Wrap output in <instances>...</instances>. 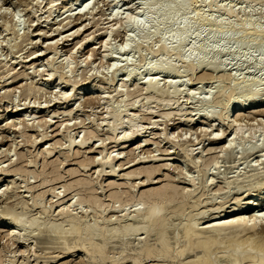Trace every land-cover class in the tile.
<instances>
[{
	"label": "rangeland",
	"instance_id": "obj_1",
	"mask_svg": "<svg viewBox=\"0 0 264 264\" xmlns=\"http://www.w3.org/2000/svg\"><path fill=\"white\" fill-rule=\"evenodd\" d=\"M51 2L49 0L0 1V5L3 6V8L0 6V170H4L0 171V188H5L12 180L9 184L12 187H9L10 190L8 188V192H6L8 194L4 195L5 197H1L0 203L3 205L8 200L7 205L15 206L18 212L29 209L30 216H39L41 214L39 212L47 208L45 209L48 210L47 218H54L55 215L60 214L56 211L58 209L61 211L60 207L64 205V210L73 207L69 208L71 212L73 211L79 218L82 216V220H85V216H87L86 220L91 222L96 217H100L98 219L100 220L104 216L105 220L106 218L110 220V217L114 216L115 218L111 217L110 220L112 223L116 216L117 218L121 216L120 214H135L132 209L136 206L133 205L140 200L139 196L143 190L157 188L172 179L179 189H191L192 197L188 204L172 212L168 221L169 225L173 227L180 221L186 222L188 218L197 214V211L208 209L209 212L201 222L207 223L212 220L221 210L216 208L218 205L214 206L212 199L215 195L218 196L226 190L222 189L225 187L222 177L226 176L228 179L242 177L251 173V170L258 172L262 170L260 167L264 166L260 165L257 170L250 166L246 167L249 164H257L264 151V140L260 135L262 130L258 127L264 125V106L229 118L230 121L235 120L237 124H240L241 133L246 137L243 145H238L235 141L233 153L230 156L224 152V148L233 137L235 138L234 129L229 128L227 122L218 126L217 120H214L216 115L225 112L232 104L248 98L251 94H253L251 97L258 102L262 98L257 94L255 82L264 80V67L261 64L264 62L263 54H261L262 58L254 49L245 50L241 46L233 44L228 37L235 35V30L241 23L247 24L248 27L257 26L264 29V17L261 16L260 8L264 0H256L251 6L242 5V0H186L184 19L181 18L183 16L179 17L178 25L177 20H174L173 24L172 20H169L171 24L169 21L160 22L161 33L158 30L160 34L157 32L149 40L141 36L140 32L148 25L146 28L152 29L151 25L159 22V14L168 5L159 11L146 9L148 17L142 16V18L141 14L145 12L146 8L142 0H92L90 8L83 12L76 8L77 0H71L68 5L61 3V0L52 2L54 5L50 4ZM241 5L242 8H240ZM245 6L247 7L245 8ZM226 9L234 10L233 15L228 19L223 14ZM68 15L71 17L68 18ZM131 17L136 18L137 21L134 22L132 18V22ZM68 21H70L69 24H67ZM185 21L189 23L190 30L187 34L188 38L186 37L181 48L182 54L189 52V55H193L192 47L197 42V45L209 42L213 47L209 54L210 61L213 59V63L211 62L207 66H198V59L195 58V55L192 56L195 65L183 62L177 48L175 49L174 41L178 33L176 31L181 27L180 23L183 25ZM78 26L79 33L76 32L73 36L66 33L74 31L75 28L78 29ZM221 26H225L224 28L227 30L224 32L223 39H218L220 40L218 42V40H214V35ZM40 28H43V35L42 33L38 35L39 31L37 33ZM138 29L139 32H136ZM129 31L134 35L133 46L125 51L126 54L116 53L123 46ZM192 33L194 35H191ZM198 34L201 36L198 37ZM243 34L244 40L247 42L264 41V37L257 36L253 31ZM163 36L167 40L163 39ZM194 36L195 38H193ZM168 37L170 38L168 39ZM173 37L174 40L171 39ZM225 39L226 43L223 42ZM49 40L50 43L52 40L54 44L58 42L55 44V48H52V46L54 47L52 43V46H48ZM164 40L166 45L171 44V48L166 52H161ZM213 40L217 42L213 43ZM106 42H109L108 48L112 50L109 52L114 53L110 55L117 56V61L120 63L127 56L131 55L130 58L132 57L124 68L116 71L114 76L111 75L110 64L112 61L110 57L101 56L104 54ZM133 43L139 44V49ZM40 48L44 52L40 51ZM35 50L43 54L38 55L34 52ZM88 55L91 56L85 60ZM52 58H55L53 66L45 67L44 64ZM159 64H166L165 67L169 68L167 75L173 80L176 87H173V84L171 86L163 79L162 75L168 69L159 67L158 70L152 71V75L149 74L157 80L159 90L157 92L144 90L147 68ZM220 64H222L223 70H220ZM63 70L67 71L69 81L59 84V77ZM50 71L55 75L48 83L46 80L50 77ZM129 72H133L135 77L127 82L126 87H121L123 76ZM84 81L90 82L89 86L93 87H91L93 92L95 88H100L104 97L99 98L97 93H86L78 101L72 99L67 102L64 94L73 98L76 90ZM232 86H236V89L234 92L228 93ZM29 87H33L34 90ZM173 88L178 90L171 94ZM193 90H196L197 94L194 99H191L189 95ZM207 90H210L211 95L207 101H201V98L207 94ZM219 91H223L225 94L219 96ZM169 94L170 102L166 106L154 99L161 97L158 95ZM133 102L136 104L132 106ZM177 107H180L181 112L175 114ZM124 109H127L126 112L134 118L133 123H136L137 126L132 128L133 130L123 127L116 132L109 131L106 125L112 121L109 111H123ZM205 112H208L210 117L199 120V115ZM166 114H170V116L166 117ZM23 118H26V121L22 120ZM47 120L49 121L47 122ZM188 120H191L189 124H187ZM137 129L146 131L142 134V136L145 135L144 138L141 141L138 139L129 140L123 150L119 149L114 137ZM251 133L254 136L253 141L261 144L259 147H262L263 150L256 152L248 159H240L238 152L241 151V148L248 149L252 146L248 139ZM215 134H219L216 140L208 139ZM42 135L47 136L42 139ZM84 135L89 137V140L81 148L77 146L74 148L72 146L70 150L66 148L69 138L78 141ZM172 135L176 137L177 145H173V142L170 143L166 138ZM34 139L37 141L33 142ZM139 144L141 145L139 146ZM203 144L207 150L209 149L208 155L198 160L196 164L189 162L182 148L199 149ZM197 149L194 153L197 152ZM47 150L52 151L49 156L46 155ZM20 154L22 157L19 156ZM108 155H112L109 159L112 167L118 169L116 180L108 178L107 174L111 169L109 165L102 166L104 170L102 173L98 171L100 161ZM11 156L15 160L19 158L16 161L17 165L24 169L21 175H14L13 172L6 174V170L11 166L9 165ZM161 158L174 159L158 162L157 160ZM232 159L233 162L226 163ZM86 162L90 163L88 167H86ZM82 163L86 169L81 166ZM164 163L169 165L162 166ZM228 165L234 167L227 168ZM142 167L155 168L147 178L146 174L140 172ZM133 172L137 175L134 173V177L127 180L126 174ZM202 172H205L206 175L204 176ZM190 177L195 180V184L189 182ZM83 178L89 179L95 196L104 205V207L102 205L103 212L102 209L99 210L103 213L100 212L101 216L99 213L91 211L90 202L82 203L81 207L75 205L74 193H77L78 187L75 186L69 191H64L65 184ZM207 178L212 180V184L208 185L209 188L207 186L202 190L201 183ZM110 182L120 183L121 186H109ZM261 184H264V180ZM261 184H258V187ZM258 187L253 190H257ZM112 191L126 192L122 193L121 203H115L109 197ZM201 192H203L202 196ZM233 194L225 198L230 200L239 193ZM238 197L243 196L238 195ZM35 199L41 200L43 206L39 204V206L29 207ZM214 199L216 200V197ZM193 202L200 203L197 207L192 208ZM1 204L0 206H2ZM68 204L69 206H67ZM119 204L128 205L124 207V211L120 212L121 208L118 209V207L116 210ZM227 205H230L227 211L234 207L230 202ZM258 209L256 208V212ZM54 212H56L55 215ZM57 216L58 219L63 217ZM131 216L129 217L132 218ZM129 217L128 219H130ZM8 228V226L0 227V264H8L12 259L20 262L32 252L31 247H26V244L16 245L13 239L8 236ZM18 246L20 247L18 248ZM22 247L23 249H20ZM25 248L26 250H24ZM23 250L24 252H22ZM22 253H24L23 256ZM82 256V253H76L74 256L62 257L57 264H81ZM165 260L159 262L170 264L172 261ZM142 263L153 264L155 261L143 260ZM104 264H110L109 259L105 260ZM125 264H129V262Z\"/></svg>",
	"mask_w": 264,
	"mask_h": 264
},
{
	"label": "bare ground",
	"instance_id": "obj_2",
	"mask_svg": "<svg viewBox=\"0 0 264 264\" xmlns=\"http://www.w3.org/2000/svg\"><path fill=\"white\" fill-rule=\"evenodd\" d=\"M50 1H52L53 3L55 2V0H49V2ZM70 1L71 0H61V3H64V5H68L70 3ZM123 1H129V0H123ZM131 1H133V0H131ZM142 1L144 2V3L143 2L142 3L145 4V6H146L145 12L143 14H141V17L143 16L144 18L148 17L147 10L148 11L149 10L159 11V9H163L166 5H168V7L164 8L165 10H163L159 14V17H158L159 22L155 23V25H151L152 29H149V28L147 29L146 27H148L149 26L148 25L145 27V29L143 31L140 32V33H142L141 36H144V38H147L148 40L150 38H152L153 36H155V34H157L158 30H160L159 29V23L160 22L163 23L164 21L172 20L171 22L173 24V21L177 20V25H178L179 17L183 16V17H181L182 19H184V17H185L184 14H185V10H186V0H142ZM254 1H256V0H242V5L245 4V5L251 6ZM52 2L50 4H53ZM77 2L78 3H77L76 8L79 10H82V12H83V10L85 11V10H88V8H90V4L92 3V0H77ZM261 4H262V6H260V8L262 10L261 16L264 17V2ZM242 5L240 8H242ZM1 7L3 8V6H1ZM246 7L247 6H245V8ZM220 8L221 7L219 6V9ZM260 8H257V9H260ZM4 9H6V8H4ZM75 12H76V10H75ZM233 12H234L233 9H226L223 12V14H225V18L228 19L233 15ZM79 13H81V12H79ZM113 13H114V11H113ZM84 14H85V12H84ZM112 16H113V14H112ZM67 17L69 18V17H71V15H68ZM127 17H129V16H127ZM133 17H131V21H132ZM142 18H140V19H142ZM152 18H153V16H152ZM149 19H150V17H149ZM222 19H224V18H222ZM135 20H136V18L135 19L133 18L134 22H135ZM153 20H155V19H153ZM185 20L187 21V19H185ZM141 21H143V20H141ZM185 22L183 25H181L182 23H180L181 27L178 28V31H176V32H178L177 36L175 37V35H174V37H175L174 43L176 44L175 49L177 48L178 54H180L181 59L183 60L184 63L193 64L194 60L192 61V58H193L192 56L195 55L196 56L195 58L198 59V61H197L198 66L199 65L200 66H207V65L211 64L213 59L210 61L211 58H209V56H210L209 54H211L213 47L209 42L202 43L199 40L202 44L197 45V43H198L197 42L194 45V47H192V52L190 50V52L193 53V55L192 54L189 55L188 54L189 52H187V53L185 52L184 54H186V55L182 54L181 48L184 45L183 43L185 42V40L188 38L187 34L189 33V30H190L189 23H187V22L185 23ZM69 23H70V21H68L67 24H69ZM149 23H151V22H149ZM169 23H170V21H169ZM67 24H65V25H67ZM134 24H133V26H134ZM137 25H138V23H137ZM145 25L146 24L144 23V26ZM127 26H128V28H130L129 25H127ZM44 27H45V25H44ZM224 27L221 26L215 32V35H214L215 39L214 40L221 39L223 37V35H225L224 32L227 29ZM77 28L78 29L75 28L74 31L69 30L71 32H66V33L67 34L70 33L73 36L74 33H76V32L79 33L78 32L80 30L79 26ZM160 28H161V26H160ZM57 29H58V26H57ZM57 29H56V31H57ZM128 30H130V29H128ZM38 31H39L38 35H41V33L43 32V28H40V30H37V33H38ZM161 31L162 30H160V33H161ZM235 31H236L235 35L233 34L232 37H230V38L228 37V39L233 44H237L238 46H241V48H243L245 50L254 49L256 51V53H259L261 57H262L261 54H263V57H264V41L263 40H260V41L257 40L254 42H247L244 40V34H243L247 31H253L257 36L264 37V29L258 28L257 26L248 27L247 24L241 23L238 26L237 30H235ZM136 32H139V29ZM140 33H138V34H140ZM174 33H175V31H174ZM197 33H196V35H197ZM67 34H66V36H67ZM42 35H43V33H42ZM191 35H194V34L192 33ZM70 36H69V38H70ZM200 36L198 34V37H200ZM62 37L66 38L64 36H62ZM133 37H134L133 32L128 33L127 37H125L126 40H124L125 42H124L123 46L116 53H119L122 55L126 54L125 51L128 50V48H131V46H133L132 45V42H134ZM174 37L171 39L174 40ZM63 38H60V39H63ZM169 38L170 37H168V39ZM193 38H195V36ZM163 39H165L164 36H163ZM52 40H51V43L54 45V47L51 45L50 40H49L50 44H48V43L47 44H48V46L51 45L52 48H55V44L58 43L60 40L58 38V42H56L55 44H54V42H52ZM165 40H167V38ZM165 40H164L163 47L161 48V52H166L167 50H169V48H171V46H170L171 44L166 45ZM214 40H213V43L217 42ZM219 41L220 40H218V42ZM168 42H169V40H168ZM223 42L226 43V39ZM108 45H109V42H106L104 45V47H105L104 54H101V56L103 55L104 57H110V59L112 61V63L110 64V66L112 67L111 75L114 76L116 71H118L121 68H124L125 64L128 63V61L131 60L132 57L130 58L131 55L129 57L127 56L125 59H123V62L120 63L119 61H117L118 60L117 56L110 55L113 52L112 53L109 52L112 50H109ZM134 45L139 49V44H137V45L134 44ZM43 46H45V45H43ZM220 49H221V46H220ZM42 50L43 49H41L40 51H42ZM216 50H217V48H216ZM34 52H36V54H38V55H41V54H43L42 52H44V51L38 53L35 50ZM92 53H91V55H92ZM101 53H103V52H101ZM91 55H88L85 58V60L88 59ZM54 59L55 58H52L51 60L47 59L48 60L47 63L45 62L46 64H44L45 67L46 66H53ZM261 64L264 67V62ZM118 65H120V66H118ZM165 65L166 64H159V65H153V66L147 68V70H146L147 78L144 82V90H154L156 92L159 90L157 80L155 78L149 76V74L152 75V71L158 70L159 67L168 69L165 71V73L162 76H163V79H165V81L168 82L172 86L173 80L170 79L169 76L167 75L169 68L165 67ZM193 65H195V63ZM220 65H221V66H219L220 70H223V68H221L222 64H220ZM52 68H54V67H52ZM50 72H51L50 77L46 80L48 83L50 81H52V78L55 75V73H54L55 69H54V72H52V71H50ZM134 77H135V74L133 72H129L125 76H123L121 87H126L127 82L132 80V78H134ZM59 78H60L59 84H63V83H66L67 81H69L68 80L69 75H67V71L63 70V72L61 73ZM175 81H174V83H175ZM89 83L90 82H88V81H84L83 83H81V85L78 87V90H76L75 94L73 95V98L72 97L69 98L70 95L68 96L67 94L63 93L66 96V97L64 96V98H66L68 100L67 102L71 101L72 99H75V101H78L80 99V97L82 95H85L86 93L87 94L97 93V96L99 98L104 97L103 91L99 90L100 88L99 89L95 88L94 89L95 91L93 92L91 89L92 86L90 87ZM255 85H256L257 94H259L262 97L259 102L256 99L252 98L251 96L253 94H251L248 98L232 104V106H230L228 110H226L223 113H219L218 115H216V118L214 119V120H217L218 126H222L224 124V122H227L228 127L229 128L232 127L234 129L233 133L236 134L235 138L233 137L229 141L228 145L225 146V148H224V152H227V154H229V156L233 153L232 150H233V145H234L235 141H236V144L243 145V142L245 141V138H246L241 133L242 128H241L240 124H237V122H235V120L230 121L229 118L233 117L236 114L240 115L242 112H246V111H249L251 109H255L256 107L264 106V80H262V81L256 80ZM173 87H176V86H174V84H173ZM29 88H31V87H29ZM29 88H27V89H29ZM31 89H33V87ZM235 89H236V86H232L231 88H229L228 93L234 92ZM177 90L178 89L173 88V90L171 91V94H173ZM195 91L193 90L191 92V94L189 95V98H191V99L195 98V96L197 94V91L196 92ZM67 93H69V92H67ZM206 93L207 94L203 98H201V101H207V99L211 95L210 90L209 91L207 90ZM63 94H62V96H63ZM224 94H225V92L219 91V96H223ZM158 96H161V97H158V98L156 97L154 99L163 103L164 106L169 104L170 94L166 95V96H163V95H158ZM66 99H65V101H66ZM131 104L133 106L136 103L133 102ZM126 111H127V109H124L123 111H118V110L109 111V116L111 117V118L110 117L109 118L113 121V122L109 121L106 124L109 131L116 132L118 129H121L123 127H128L129 130H133L132 128L137 126L136 123H133L134 118L132 116H130ZM124 112H126V113H124ZM179 112H181L180 107L179 108L177 107L175 114H177ZM168 116H170V114H166V117H168ZM205 117L206 118L210 117L208 112L200 114L198 118H199V120H202ZM25 119L26 118H23L22 120L26 121ZM48 121L49 120H47V122ZM190 122H191V120H188L187 124H189ZM28 123H29V121H28ZM124 124H126V125H124ZM258 127L261 128V130H262L260 135H261L262 139L264 140V125L262 124L261 127L260 126H258ZM258 127H257V129H258ZM144 132H146V131H144ZM144 132L140 131V129H137L136 131L135 130L130 131V133L125 132L124 134L119 135V137L115 136L114 137L116 140L115 142L118 143L117 145H119V149L123 150V148L126 146L125 144L129 140L131 141V140L138 139V141H141V139H143L145 136V135L142 136V134ZM213 135H214V132H213ZM46 136L47 135H42V139H44ZM207 136H208V134H207ZM218 136H219V134H215V136L208 137V139L211 141H214L218 138ZM166 138L168 139V141L170 143L173 142V145H177L178 142L175 140L176 139L175 136L172 135V136H169ZM253 138H254L253 133H251L249 135L248 139L252 143L251 144L252 146H251V148H248V149L244 148V147L241 148V151L238 152L240 159H248L250 156H252L256 152L263 150L262 147H259L261 144L254 142ZM36 139H38V138H36ZM36 139H34L33 142ZM88 140H89V137H87L86 135H84L78 141H76V139H74V138H69L66 148L68 150H70L72 146H73V148L76 146L81 148L82 145L86 144ZM143 141H145V140H143ZM33 142H32V144H34ZM140 145L141 144H139V146ZM182 149H183L185 156L188 158V161L192 162L193 164H196V162L198 160L205 158L209 153V149L208 150L206 149L205 144H203L201 147H199V149H197V148L189 149L187 147H184ZM196 149H197V152L194 153V151ZM19 153H21V152H19ZM51 153H52L51 150L46 151V155H48V156ZM16 154H17V152H16ZM21 154L19 156H21ZM110 156H112V155H108V156H105L102 158V161H100L101 163L99 165L100 169L98 171H99V173H102V171H104L102 166L109 165L111 167V169H110L109 173L107 174L108 178L116 180V176L118 174L116 172H118V169L112 167L111 160H109ZM18 159L19 158H16V160H15V158H13V156H11L9 158V160H10L9 165H11V166L6 170L7 171L6 174L13 172L14 175H21V173L24 171V169H22V167H19L17 165L18 163L16 161ZM172 159H174V158H161L157 161L158 162L172 161ZM100 160H101V158H100ZM233 161L234 160L232 159L230 161H227L226 163H231ZM29 163H31V162H29ZM86 164H87V162H86ZM89 164L90 163L88 162L86 167H88ZM82 165H83V163L81 164V166ZM164 165H169V164L164 163L162 166H164ZM260 165H264V151L260 155V158L258 159L257 164H249L246 167L250 166V167H253L254 170H257ZM84 166H82V167H84ZM226 167L232 168L234 166L228 165ZM154 168L155 167H142V169H140L141 170L140 172L141 173L143 172L144 174L147 175V178H149L148 176L154 170ZM260 168H262V170H260L258 172H253V170H251L252 171L251 173L246 174L245 176H242V177H236V178H231V179H228L226 176L222 177V179H224V181H225V187H223L222 189H226V190L218 196L215 195L214 197H216V200L214 199V197L212 199V203H214V206L218 205L217 207L216 206L215 207L217 209H221V210L219 213H216L217 215H215V217L212 220L208 221L207 223H205L204 221L203 222H201V221L204 220L206 213L209 212V209L204 210V211H200V212L197 211V214L188 218L186 222L180 221L179 223H177L173 227L169 225L168 221H169V218L171 217L172 212L174 210L181 209V207H183L185 204H188L190 202L189 201L190 198L192 197V190L191 189H188V190H186L185 188H184V190H181L182 188L179 189L178 186L173 182L172 179L166 181L163 185H161L157 188H150L147 190H143L139 196L140 200L137 202V204L133 205V206H136L134 209H132V212H134L135 214L134 215L133 214L128 215L126 213L120 214L121 215L120 217L117 218V216H116L115 220L112 219V220H114V222H112V223H110L111 222L110 220H111V217L113 218L114 216H111L110 220H108L109 218H106V220H108V221H106L104 219L105 218L104 216H102L103 218L101 217L102 219H100V220H98L100 217L99 218L96 217L97 220L95 218V220L93 219V222L86 220L87 216H85V220H82V216L79 218L76 216L75 213H73V211L71 212V210L69 208H73V207H68L67 209L64 210V208H63L64 205L63 206L61 205L62 206V207H60L61 211H59V209L56 211L57 213L60 212V214H57V215H60L61 217L63 216L62 218H59V219L57 218L58 216L55 215L56 212H54V215L56 217L53 216L54 218H49V217L47 218L48 215L46 212L48 210H45V209H47L45 207H43L45 209H43L41 212H39V213H41V214H39V216H30L29 215V209H26V207H25L26 210L23 209V210H25L24 212L22 210L20 212H18L17 209L15 208V206H9V204L7 205V202H8V200H7L6 202H4L3 205L0 203L2 205V206H0V227L1 226H8L9 227L7 229L8 230V232H7L8 236L13 239V241L16 243V245L17 244L18 245L19 244H26V247L28 246V247H31V249H32L31 255H29V256L27 255L26 257L24 256L25 258L24 259L22 258L23 260H20V262L18 259H17L18 262L15 261L14 259H12V260H9L8 264H50V263H56L57 264L58 260L61 259L62 257L74 256L76 253H78V254L82 253L83 254V256H82L83 261L81 260L82 263H89V264L90 263L104 264V261L107 259H109L110 264H125L128 262H129V264H143L142 263L143 260L155 261V263H153V264H164V263H161L159 261H164L165 259H167V260L170 259V261L172 260L170 264H221L222 261L225 264H264V184H261L264 180V166L260 167ZM84 169H86V168L84 167ZM3 171H1V172H3ZM134 173L135 172L126 174L127 180H130L132 177H134V175L136 174V173L135 174ZM202 174L204 176L206 175L205 172H202ZM208 179L209 178L205 179V181L203 183H201L202 190H204L209 184H212V180L210 181ZM147 181H149V179H147ZM11 182H12V180L9 182V184H11ZM189 182L190 183L192 182L193 184H195V180L191 177H190ZM208 182H210V183H208ZM145 183H147V182H145ZM145 183H142V184L147 185ZM9 184L7 186H5V188L4 187L0 188V199H1V197L3 198L4 195L8 194V193H6V192H8V188L12 187V185L9 186ZM258 184H261V186L258 187ZM75 186L78 187L77 193H74L75 194L74 198L76 197V200L74 201V203H76L75 205L81 207L82 203L90 202L89 205L91 206L90 208H92L91 211L94 213H99V216H101L103 214L102 212L104 210V209H102L103 204L100 202L98 197L95 196V193L93 192L94 189L92 186H90L89 179L83 178V179L75 180L72 183L65 184L64 191L65 190L69 191L70 189L74 188ZM109 186H121V184L116 183V182H110ZM209 186H208V188H209ZM256 187H258L257 190L256 189L253 190ZM28 188H30V187H28ZM9 190H10V188H9ZM74 190H76V189H74ZM123 192H125V191H123ZM123 192L120 193L118 191H112L109 194V197L113 200V202H115V203L120 202L121 203V196H122ZM230 194H233V195L238 194V195H242L243 197H238V195L237 196L232 195L233 197L230 198V200H227L225 197L230 195ZM202 195H203V192H201V196ZM219 198H220V200L218 201ZM40 199H41V197H40ZM111 199H109V202H111L110 201ZM41 202H42L41 200L35 199L32 201V203L29 205V207L30 206L31 207L39 206V204H41ZM229 202L232 203L234 205V207H232L230 211H227V208L230 207V205H227ZM72 203H71V205H72ZM199 203L200 202H198V203L193 202L191 204V207L195 208V207H197V205H199ZM138 204H139V206H137ZM25 205H27V204H25ZM112 205H114V204H112ZM126 205H128V204H124V205L119 204V206H117V207L115 206V207H116V210L118 207H119L118 209L121 208V210H119L121 212V211L125 210L124 207ZM23 206H24V204H23ZM67 206H69V204ZM103 207H104V205H103ZM108 207H109V204H108ZM61 208H63V209H61ZM112 208H113V206H112ZM216 208H215V210H216ZM256 208H259L257 210V212H256ZM100 209H102V212L99 211ZM77 210H76V212H77ZM105 211H106V209H105ZM100 212L102 213L101 215H100ZM86 213H87V211H86ZM95 216H93V217H95ZM129 216H131L132 218H130ZM107 217H109V216H107ZM128 217L131 220L128 219ZM19 247L20 246H18V248ZM20 249H23V247ZM24 250H26V248ZM24 250L22 252H24ZM17 251H19V250H17ZM218 253H220V254L218 255ZM23 254L24 253H22V256H23ZM242 262H244V263H242Z\"/></svg>",
	"mask_w": 264,
	"mask_h": 264
}]
</instances>
